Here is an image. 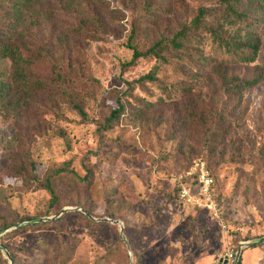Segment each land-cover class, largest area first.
<instances>
[{"label": "rangeland", "instance_id": "374dc122", "mask_svg": "<svg viewBox=\"0 0 264 264\" xmlns=\"http://www.w3.org/2000/svg\"><path fill=\"white\" fill-rule=\"evenodd\" d=\"M218 5L0 0V28L27 74L48 82L21 108L15 96L12 104L0 99V264H235L242 243L264 239V82L230 96L209 78L219 64L264 75V28L247 66L218 63L221 55L205 46L209 69L199 79L196 61L172 52L130 61L132 46L144 52L159 34ZM12 75L0 58V84L13 86ZM114 109L123 110L104 127ZM200 167L212 179L209 195ZM21 173L49 181L53 207L49 190ZM253 246L237 263L264 264V240Z\"/></svg>", "mask_w": 264, "mask_h": 264}, {"label": "trees", "instance_id": "16d2710c", "mask_svg": "<svg viewBox=\"0 0 264 264\" xmlns=\"http://www.w3.org/2000/svg\"><path fill=\"white\" fill-rule=\"evenodd\" d=\"M264 0H219V5L214 11L207 9H199L189 21L174 32L171 36L159 34L158 37L150 44V46L141 52L132 46L133 53L130 61L144 56L152 55L158 59H166L162 53H174L180 61L186 63L196 61L193 73L197 79L201 78L209 69L210 59H208L204 47L210 45L215 53L221 55L218 63L230 61L235 64L250 65L255 62L261 48L260 28H264ZM8 32L4 28H0V58L7 59L11 62L13 75L10 84L4 81L0 84V99H7L12 104L13 97L18 107L21 108L20 102L32 96V91L47 87V80L37 77H31L27 74L25 61L19 49L12 46L8 39ZM216 57V56H215ZM221 64L212 66V78L220 83V89L223 93L234 96L237 93L254 87L264 82L262 72H256L253 76L245 77L240 74L229 71L227 68L221 70ZM183 71L184 68L180 67ZM157 81L152 74L142 77ZM176 91H180L178 87H173ZM11 90L13 93L9 94ZM78 112L83 118H87L86 112L81 106L75 105ZM123 109H114L110 116L106 119L109 126L110 122L118 119ZM31 169L35 168L34 161L28 156L27 158ZM19 167V166H18ZM23 169L21 165L19 167ZM24 178V182L34 184L35 188L48 189L51 194L50 206L53 207L58 199L57 193L51 187L49 181L41 182L38 179L27 178L25 174H18ZM88 176L80 178L81 181L88 182ZM7 227V225H6ZM254 247V246H251ZM237 264H241V259Z\"/></svg>", "mask_w": 264, "mask_h": 264}, {"label": "built area", "instance_id": "2783aa9c", "mask_svg": "<svg viewBox=\"0 0 264 264\" xmlns=\"http://www.w3.org/2000/svg\"><path fill=\"white\" fill-rule=\"evenodd\" d=\"M198 180L202 184L201 190H202L203 194L209 195L210 187H211V184H212V179L209 177L207 171L205 169H203L202 167H200L199 171H198ZM186 195H187V191L184 188H182L181 196L185 197ZM222 227H223L224 230H228L229 229L228 224H226L225 222L222 223ZM243 245H244V243H242L241 246H243ZM232 257H233L232 251H229V252L226 253V258L227 259L228 258H232Z\"/></svg>", "mask_w": 264, "mask_h": 264}, {"label": "water", "instance_id": "95a60500", "mask_svg": "<svg viewBox=\"0 0 264 264\" xmlns=\"http://www.w3.org/2000/svg\"><path fill=\"white\" fill-rule=\"evenodd\" d=\"M63 211V210H62ZM89 217H91L90 215H88ZM45 219H49V218H35V219H31L30 221L31 222H36V221H42V220H45ZM101 220L103 221H109L111 223H114V224H117L118 223V220L116 219H111V218H107V217H103L101 218ZM264 239L262 240H255V241H248V242H245L243 246L239 247V249L237 250L236 252V257L234 259V263L236 264L237 263V260L240 256V253H241V250L243 247H248V246H253L254 244H257L258 242H261L263 241ZM126 246L129 248V244L128 242L126 241ZM225 261H228L227 258H225Z\"/></svg>", "mask_w": 264, "mask_h": 264}]
</instances>
